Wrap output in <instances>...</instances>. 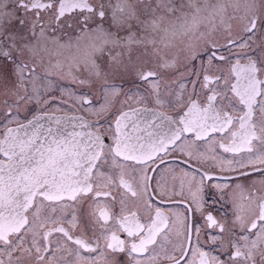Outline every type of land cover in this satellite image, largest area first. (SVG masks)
Masks as SVG:
<instances>
[{
    "label": "snow or ice",
    "instance_id": "1",
    "mask_svg": "<svg viewBox=\"0 0 264 264\" xmlns=\"http://www.w3.org/2000/svg\"><path fill=\"white\" fill-rule=\"evenodd\" d=\"M122 256L264 264V0H0V264Z\"/></svg>",
    "mask_w": 264,
    "mask_h": 264
},
{
    "label": "flooded vegetation",
    "instance_id": "2",
    "mask_svg": "<svg viewBox=\"0 0 264 264\" xmlns=\"http://www.w3.org/2000/svg\"><path fill=\"white\" fill-rule=\"evenodd\" d=\"M133 107H142V105L134 104ZM60 113H64V112H57L56 114H60ZM67 114L73 115V113L71 111H68ZM92 118L93 117H89V119H92ZM121 264H128V257L127 256H122Z\"/></svg>",
    "mask_w": 264,
    "mask_h": 264
},
{
    "label": "water",
    "instance_id": "3",
    "mask_svg": "<svg viewBox=\"0 0 264 264\" xmlns=\"http://www.w3.org/2000/svg\"><path fill=\"white\" fill-rule=\"evenodd\" d=\"M56 115H58V116H62V115H64V113H60V114H56ZM69 116H71V115H69Z\"/></svg>",
    "mask_w": 264,
    "mask_h": 264
}]
</instances>
